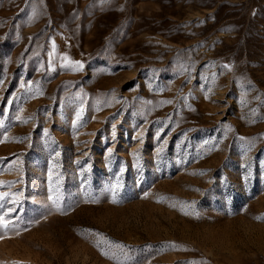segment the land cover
Instances as JSON below:
<instances>
[{"label":"rangeland","instance_id":"1","mask_svg":"<svg viewBox=\"0 0 264 264\" xmlns=\"http://www.w3.org/2000/svg\"><path fill=\"white\" fill-rule=\"evenodd\" d=\"M0 193V264H264V0H0Z\"/></svg>","mask_w":264,"mask_h":264},{"label":"snow or ice","instance_id":"2","mask_svg":"<svg viewBox=\"0 0 264 264\" xmlns=\"http://www.w3.org/2000/svg\"><path fill=\"white\" fill-rule=\"evenodd\" d=\"M74 65H75V70H80L83 68V64L79 61H75L73 62ZM225 68H229L230 66L229 65H224ZM78 117H79V114H78ZM8 195H10L9 193H0V200H3L5 197H7ZM49 200H53V197L49 196ZM15 202V201H13ZM53 203H55V201L53 200ZM4 207V204L0 203V210H2ZM9 212L11 211H14V209H9L8 210ZM8 213L6 212L4 214V216H7ZM4 216H0V225H2L5 229L8 227V225L10 224V221L4 219ZM261 217H257V219H260Z\"/></svg>","mask_w":264,"mask_h":264}]
</instances>
